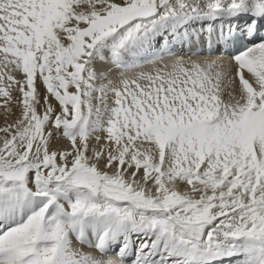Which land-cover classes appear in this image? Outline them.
<instances>
[{"label": "snow or ice", "instance_id": "6c2138e0", "mask_svg": "<svg viewBox=\"0 0 264 264\" xmlns=\"http://www.w3.org/2000/svg\"><path fill=\"white\" fill-rule=\"evenodd\" d=\"M13 89L0 264H264V0H0Z\"/></svg>", "mask_w": 264, "mask_h": 264}, {"label": "bare ground", "instance_id": "6f19581e", "mask_svg": "<svg viewBox=\"0 0 264 264\" xmlns=\"http://www.w3.org/2000/svg\"><path fill=\"white\" fill-rule=\"evenodd\" d=\"M117 2H120V0H117ZM175 58L173 57H163L161 59H156L154 62L151 63V65H147V66H143V67H138L134 69V72L132 71L131 73H129V75H133L135 73H139V72H146V73H155L156 70H166L165 66L166 65H170L172 63V61ZM198 59H205V57L203 58H198ZM191 60H196V59H191ZM101 65L99 63H97L96 68L97 71L99 72L101 70ZM104 70L107 71L109 68H111V65H104L103 66ZM112 74L115 75H119L118 72H116L115 69H112V72L109 73V75L111 76ZM13 75L17 76L18 79H21V77L19 76V74L17 73H13ZM101 81H97V83L99 84ZM106 82V81H105ZM234 88L238 89V83L236 85L233 86ZM39 89H41V86L38 87ZM44 92V91H43ZM41 93V92H40ZM95 95V94H94ZM43 96V95H41ZM12 97H13V101H14V105L12 106H8V108L11 110L10 112L6 113L4 107L1 108L0 110V127H4L6 125V123H12L14 122L20 115V106L17 103V100L20 97V93L18 91V89H14V91L12 92ZM223 99L225 101H227L229 99L228 95H227V91H225V93L223 94ZM112 102V97H109V104L111 105ZM93 103L95 104L96 101L95 99L93 100ZM12 104V103H11ZM39 111V109H38ZM59 111V109H58ZM100 136H104L105 134L103 132L98 133ZM96 134H94L92 140L90 141V143H95V137ZM104 141L101 140V143H103ZM68 145V142L63 139V138H59L56 139L54 138L52 141V148H57V149H61L63 150L64 148H66ZM101 167H103L101 165ZM108 171L114 172L115 169H108ZM141 175H142V171H141ZM185 186L184 185H180V189L184 190ZM73 240V238L71 239V241ZM71 246L74 250H82L84 252H92L93 254H96V252L94 251V249L89 250L87 247H84L83 245H79V243L73 244L71 243Z\"/></svg>", "mask_w": 264, "mask_h": 264}, {"label": "rangeland", "instance_id": "374dc122", "mask_svg": "<svg viewBox=\"0 0 264 264\" xmlns=\"http://www.w3.org/2000/svg\"><path fill=\"white\" fill-rule=\"evenodd\" d=\"M17 74H19V73H17ZM19 76L21 77V75L19 74ZM118 77V76H117ZM16 78L18 79V77L16 76ZM22 78V77H21ZM41 86V89H39L38 88V90L41 92V95H43V91H45L44 90V88H43V86H42V84H40L39 82L37 83V87H40ZM14 91V89L12 90V92ZM3 100H4V98H2V97H0V110H1V108H3ZM12 103V104H11ZM8 106H12V105H14V101L12 100V102H11ZM52 103L54 104V105H56L57 106V111H58V105L56 104V102L53 100L52 101ZM3 135V133H0V136H2ZM62 138V137H61Z\"/></svg>", "mask_w": 264, "mask_h": 264}]
</instances>
